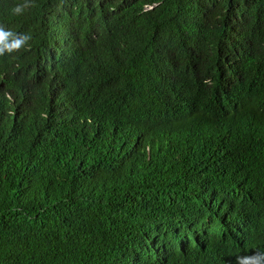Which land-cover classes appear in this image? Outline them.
Here are the masks:
<instances>
[{
	"label": "trees",
	"instance_id": "16d2710c",
	"mask_svg": "<svg viewBox=\"0 0 264 264\" xmlns=\"http://www.w3.org/2000/svg\"><path fill=\"white\" fill-rule=\"evenodd\" d=\"M0 25L31 37L0 56V264L264 253V0H0Z\"/></svg>",
	"mask_w": 264,
	"mask_h": 264
},
{
	"label": "clouds",
	"instance_id": "9594fccd",
	"mask_svg": "<svg viewBox=\"0 0 264 264\" xmlns=\"http://www.w3.org/2000/svg\"><path fill=\"white\" fill-rule=\"evenodd\" d=\"M28 6L27 2L23 5H17L14 12L19 14ZM30 39L29 35H17L12 31H6L4 26L0 25V56L6 52L12 53L20 50ZM236 264H264V253L257 252L251 256H238Z\"/></svg>",
	"mask_w": 264,
	"mask_h": 264
}]
</instances>
